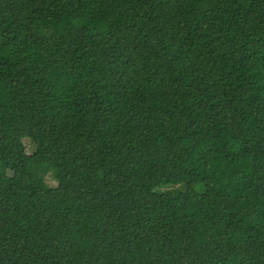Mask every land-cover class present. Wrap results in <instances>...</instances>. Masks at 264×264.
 <instances>
[{
  "label": "trees",
  "instance_id": "16d2710c",
  "mask_svg": "<svg viewBox=\"0 0 264 264\" xmlns=\"http://www.w3.org/2000/svg\"><path fill=\"white\" fill-rule=\"evenodd\" d=\"M0 264H264V0H0Z\"/></svg>",
  "mask_w": 264,
  "mask_h": 264
},
{
  "label": "rangeland",
  "instance_id": "374dc122",
  "mask_svg": "<svg viewBox=\"0 0 264 264\" xmlns=\"http://www.w3.org/2000/svg\"><path fill=\"white\" fill-rule=\"evenodd\" d=\"M23 143L25 144L26 150H27V154H29L30 159H34L35 155H34V146L29 142V139L24 138ZM47 182L49 185H54V182L51 178L47 179Z\"/></svg>",
  "mask_w": 264,
  "mask_h": 264
}]
</instances>
